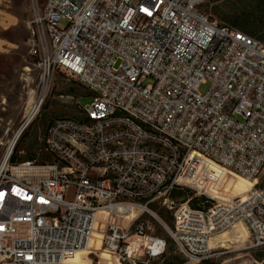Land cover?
<instances>
[{"label": "built area", "instance_id": "obj_1", "mask_svg": "<svg viewBox=\"0 0 264 264\" xmlns=\"http://www.w3.org/2000/svg\"><path fill=\"white\" fill-rule=\"evenodd\" d=\"M213 1L44 0L33 9L35 116L0 157V264H70L100 214H135L137 225L108 223L107 259L96 264L161 262L166 241L139 222L157 203L173 218L181 264L211 259V241L239 224L252 248L264 245V188L220 196L228 175L257 183L264 169V45L210 19L203 7ZM57 73L93 101L82 108L78 97L80 118L53 122L39 160L11 165ZM187 188L212 206L171 198Z\"/></svg>", "mask_w": 264, "mask_h": 264}, {"label": "rangeland", "instance_id": "obj_2", "mask_svg": "<svg viewBox=\"0 0 264 264\" xmlns=\"http://www.w3.org/2000/svg\"><path fill=\"white\" fill-rule=\"evenodd\" d=\"M44 0H0V65L4 67L0 74V157L2 156L7 143L17 133L24 122L26 114L36 102V86L39 72L37 69V57L33 54L35 41L31 37L30 23L32 22L35 8L40 9ZM263 0H216L206 4L203 12L220 25L230 26L233 20L243 19L246 16H253L258 8L257 5ZM263 3V2H262ZM254 20H256L254 18ZM3 34L7 36L1 37ZM7 38V39H6ZM4 58V59H3ZM147 80L146 84H151ZM210 85H202L199 93L207 94ZM80 98L82 108L89 106L93 98L85 94L82 87L76 82L61 73L55 74L49 94L44 100L39 113L20 136L14 153L17 158L25 159L32 155L39 160V146L44 141L51 124L62 118L79 119L80 113L76 108V100ZM238 119V118H237ZM240 120V119H239ZM240 122H242L240 120ZM10 130L8 137L6 131ZM241 181L238 175H228L220 185L221 197L231 199V193H225L229 184ZM252 184V182H251ZM256 188H264V169L258 177ZM247 186V185H246ZM189 196L195 197L194 190L187 188ZM240 189H236V192ZM190 192V193H189ZM233 192V191H232ZM239 196L243 197L241 192ZM229 196H227V195ZM231 195V196H230ZM187 200V199H186ZM176 201H184L183 198ZM154 215L142 214L139 222L143 221L148 227V235L166 241L169 249L167 256L161 262L152 264H181L184 257L172 242L168 231L173 227V218L164 212L161 206L154 204L150 207ZM167 216L163 221L160 217ZM131 219L117 221L113 218L103 217L98 223L96 230L101 237L106 231L110 222H116L123 229L130 226L131 233L134 232L137 222L130 224ZM245 228L237 225L212 240L211 247L216 249L208 264H264V245L252 248L253 239L248 234L245 240L238 239L239 232ZM246 229V228H245ZM170 241V244L169 242ZM102 249L94 251L85 257L84 264L104 263ZM203 264V263H202Z\"/></svg>", "mask_w": 264, "mask_h": 264}, {"label": "trees", "instance_id": "obj_3", "mask_svg": "<svg viewBox=\"0 0 264 264\" xmlns=\"http://www.w3.org/2000/svg\"><path fill=\"white\" fill-rule=\"evenodd\" d=\"M262 2L259 3V5H257L258 8L256 9V12L253 16H246L243 19L233 20L230 22V26H227V27H229L231 29H235V30L259 41L260 43H262L264 45V0ZM254 18L256 20H254ZM7 35L8 34H3V35H1V37L5 38V36H7ZM3 67H4V64H1L0 70H2ZM0 74H2L1 71H0ZM34 160H35V157H33L32 155L26 156L25 159H21V158H17V156L14 153L13 157L10 160V164L16 165V164H20L23 162H30V161H34ZM187 194H188L187 190H185L184 192L173 191L171 198L174 200L180 199V198H183V200L190 199V202H189L190 208L192 210H195V211H202V210L207 211L213 204L210 200H207L205 198H196L193 195L187 197L186 196ZM160 218L163 221L168 219L167 216H163V215ZM140 223H143L145 225V223L143 221H140ZM168 242L170 244V241H168ZM168 249H169V247L167 245V251H168ZM203 264H208V263L204 262Z\"/></svg>", "mask_w": 264, "mask_h": 264}, {"label": "bare ground", "instance_id": "obj_4", "mask_svg": "<svg viewBox=\"0 0 264 264\" xmlns=\"http://www.w3.org/2000/svg\"><path fill=\"white\" fill-rule=\"evenodd\" d=\"M30 113V117H29V121L31 120V116L34 117L35 116V112L31 111V109L29 110ZM238 177L241 178V181L239 182H236L235 184H229L226 188V191L224 190L225 193H231L234 197H237L239 196V192H241V194H246L248 193L256 184V182H253V181H250L242 176H239ZM252 182V184H251ZM247 185V186H246ZM236 189H240L239 191L236 192ZM233 191V192H232ZM222 194V193H221ZM226 194V195H227ZM221 196V195H220ZM229 196V195H227ZM231 196V195H230ZM224 197V196H223ZM233 197V198H234ZM135 217V214L130 216L129 219H133ZM98 223H101V221H103V214H100L99 215V218H98ZM97 223V225H98ZM242 226V225H241ZM244 226V225H243ZM97 227V226H96ZM236 227V226H235ZM234 227V228H235ZM245 227V226H244ZM233 228V229H234ZM246 228V227H245ZM243 228L241 230L240 235H238V239H241V240H245L247 237H248V231L247 229ZM223 235V234H222ZM102 241V237L100 235V233L97 232L96 228L93 232V235H92V238L88 244V248L87 249H84L78 253H76L67 263H70V264H84L85 263V257H87L88 255L91 254V251H98L101 249V242ZM212 242V241H211ZM210 247H211V244H210ZM213 247H211L212 249ZM213 250H216V249H213ZM104 259H107L106 255L103 253L102 254Z\"/></svg>", "mask_w": 264, "mask_h": 264}, {"label": "crops", "instance_id": "obj_5", "mask_svg": "<svg viewBox=\"0 0 264 264\" xmlns=\"http://www.w3.org/2000/svg\"><path fill=\"white\" fill-rule=\"evenodd\" d=\"M48 160V159H47Z\"/></svg>", "mask_w": 264, "mask_h": 264}]
</instances>
